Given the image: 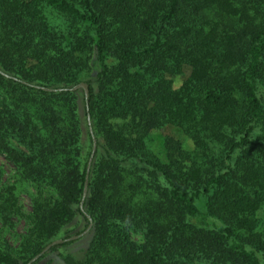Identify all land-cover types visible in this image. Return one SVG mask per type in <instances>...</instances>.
Here are the masks:
<instances>
[{"label":"trees","instance_id":"16d2710c","mask_svg":"<svg viewBox=\"0 0 264 264\" xmlns=\"http://www.w3.org/2000/svg\"><path fill=\"white\" fill-rule=\"evenodd\" d=\"M0 155V264H264V0H0Z\"/></svg>","mask_w":264,"mask_h":264},{"label":"rangeland","instance_id":"374dc122","mask_svg":"<svg viewBox=\"0 0 264 264\" xmlns=\"http://www.w3.org/2000/svg\"><path fill=\"white\" fill-rule=\"evenodd\" d=\"M91 64V72L90 76H94L98 71V64L95 60V57L93 56L90 60ZM186 73L184 75H178L173 77V86L177 87L183 78L185 77ZM78 85V84H77ZM113 124L116 127V129H121L126 134L132 133L130 130L131 122L127 118H117L113 120ZM134 135V133H132ZM171 136L175 139H178L181 141L182 146L185 149H191L192 143L189 140L188 137H186L180 129L173 127L171 125L165 126L162 129H151L146 133L144 136V143L146 151L155 156L158 160L161 162H167V154H168V148H166L165 145V136ZM14 144H16L14 142ZM22 150L25 151L22 146L20 147ZM16 175V171L14 167L6 161L1 155H0V186L2 182H11L14 180ZM19 190V198H20V205L22 206L23 210L28 212L31 207V199L33 198V195L35 194V189L31 186H27L24 189ZM259 216H262L261 213H259ZM23 222L21 220L15 221L14 227L12 230H9L8 232H3V238L11 245H16V234L22 233L24 231L23 229ZM128 234L130 235L131 240L135 241L138 244L142 243V238L140 234L136 231H128ZM73 236V235H72ZM56 240V239H55ZM54 241V240H53ZM46 252V251H45ZM48 259L52 260V264H63L62 261L55 256V254L50 253L48 254L43 260L47 261Z\"/></svg>","mask_w":264,"mask_h":264},{"label":"water","instance_id":"95a60500","mask_svg":"<svg viewBox=\"0 0 264 264\" xmlns=\"http://www.w3.org/2000/svg\"><path fill=\"white\" fill-rule=\"evenodd\" d=\"M76 89H82L85 98L88 97V87L86 86L85 83L81 82L78 85L72 87V90H76ZM87 122H88V124H90L89 116L87 117ZM89 131L92 133V130H91V127L90 126H89ZM95 150H96V140L94 139V137H92V148H91V153H90V156H89V159H88V163H87V172L89 170V167H90V164H91V161H92V158H93V155H94ZM87 183H88V174H86V178H85V181H84V187H83V192H82V202L80 203V206L81 207H82L83 200H84V198L86 197V194H87ZM84 233L85 232L81 233L79 236L83 235ZM77 237L78 236L73 235V236L69 237L66 240H68V241L69 240H75ZM62 241H63L62 239H56V240L52 241L51 243H49L48 245H46V247L41 251V253L35 255L26 264H31L32 262H34L35 260H37L40 255H42L45 251H47L52 245H55L57 243H61Z\"/></svg>","mask_w":264,"mask_h":264}]
</instances>
